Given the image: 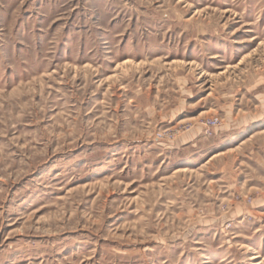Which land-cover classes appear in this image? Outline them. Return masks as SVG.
Segmentation results:
<instances>
[{
  "label": "rangeland",
  "instance_id": "1",
  "mask_svg": "<svg viewBox=\"0 0 264 264\" xmlns=\"http://www.w3.org/2000/svg\"><path fill=\"white\" fill-rule=\"evenodd\" d=\"M0 264H264V0H0Z\"/></svg>",
  "mask_w": 264,
  "mask_h": 264
},
{
  "label": "built area",
  "instance_id": "2",
  "mask_svg": "<svg viewBox=\"0 0 264 264\" xmlns=\"http://www.w3.org/2000/svg\"><path fill=\"white\" fill-rule=\"evenodd\" d=\"M207 125L209 126V127H214V126H217L218 125V120L216 119V120H209L208 122H207ZM208 127V128H209Z\"/></svg>",
  "mask_w": 264,
  "mask_h": 264
},
{
  "label": "bare ground",
  "instance_id": "3",
  "mask_svg": "<svg viewBox=\"0 0 264 264\" xmlns=\"http://www.w3.org/2000/svg\"><path fill=\"white\" fill-rule=\"evenodd\" d=\"M216 156H218V155H216ZM255 258H257V257H255Z\"/></svg>",
  "mask_w": 264,
  "mask_h": 264
}]
</instances>
